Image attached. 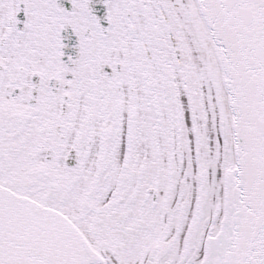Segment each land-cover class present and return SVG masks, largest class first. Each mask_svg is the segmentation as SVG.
I'll list each match as a JSON object with an SVG mask.
<instances>
[{"label": "snow or ice", "instance_id": "6c2138e0", "mask_svg": "<svg viewBox=\"0 0 264 264\" xmlns=\"http://www.w3.org/2000/svg\"><path fill=\"white\" fill-rule=\"evenodd\" d=\"M0 264H264V0H0Z\"/></svg>", "mask_w": 264, "mask_h": 264}]
</instances>
